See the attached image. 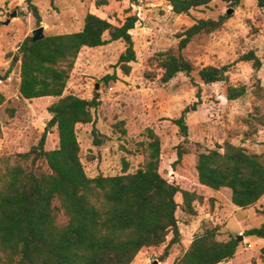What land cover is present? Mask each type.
Returning a JSON list of instances; mask_svg holds the SVG:
<instances>
[{"label": "trees", "instance_id": "trees-1", "mask_svg": "<svg viewBox=\"0 0 264 264\" xmlns=\"http://www.w3.org/2000/svg\"><path fill=\"white\" fill-rule=\"evenodd\" d=\"M219 1L239 6L242 0H171L176 15L208 7ZM55 0H52L54 4ZM36 23L42 18L34 0H26ZM106 3L98 0L97 5ZM264 11V0H257ZM228 16L218 20L200 19L179 35V54L173 50L157 53L153 61L162 70L161 82L167 84L178 74L188 77L195 64L182 54L193 39L222 29ZM139 18L128 16L121 25L95 14H87L83 29L76 33L48 35L38 41L33 36L18 48L20 62L19 92L25 100L54 98L48 107L51 116L37 145L29 152L0 156V264H133L144 250L165 246L161 262L182 241L177 219L180 208L195 216L196 205L207 200L206 191L229 189L232 203L241 209L253 207L264 196V161L260 155L226 143L204 152L197 151L192 170L193 182L172 174L166 179L160 173L161 142L149 130L150 142L143 145L144 163L135 173L125 169L122 175L89 177L81 160L78 125L94 123L93 111L101 105L93 99L64 96L77 59L84 48H99L121 41L125 51L118 65L126 75L132 71L136 51L131 32ZM109 37V39H106ZM252 62L260 69L262 62L255 52L241 56L225 66H204L198 71L203 84L228 83V74L238 63ZM14 66L12 62L8 73ZM156 77V74H151ZM7 76H0V81ZM110 76L103 80L107 83ZM262 90L258 88V92ZM247 87L228 84L227 99L236 101L246 96ZM201 97V89L197 92ZM6 97L0 91V109ZM198 104L187 107L173 122L188 137L187 115L197 111ZM124 122L117 129L126 135ZM57 128L59 146L47 150V137ZM95 145H101L93 129ZM2 126L0 122V135ZM180 147L174 164L177 172L189 156ZM181 197V204L177 197ZM219 226L204 225L187 251L173 264H222L233 260L241 245L238 238L220 239ZM264 240V224L246 232ZM264 261V247L261 250Z\"/></svg>", "mask_w": 264, "mask_h": 264}, {"label": "rangeland", "instance_id": "rangeland-1", "mask_svg": "<svg viewBox=\"0 0 264 264\" xmlns=\"http://www.w3.org/2000/svg\"><path fill=\"white\" fill-rule=\"evenodd\" d=\"M97 1L55 0L52 4V0H34L42 18L37 24L26 0H0V76H7L0 81V91L6 97L0 109V156L26 153L37 145L51 118L47 109L56 101L54 98L30 101L21 97L19 46L41 27L46 36L79 32L85 17L91 13L114 25H121L134 14L139 21L131 32L136 61L131 64L130 75L124 74L118 65L125 51L123 42L84 48L64 94L86 100L97 94L100 97L101 105L93 111L94 123L77 126L81 160L89 177L122 175L125 169L128 173L137 172L144 163L143 145L150 142L149 130L160 139V173L166 179L175 174L196 182L192 170L195 153L224 147L226 143L260 155L264 161V11L258 7L257 0H242L239 6L215 1L189 15H176L171 0H105L100 6ZM223 16L228 19L222 29L195 37L182 52L195 64L191 77L178 74L163 84L160 81L163 72L154 63V56L168 50L178 55L181 33L200 19L218 20ZM249 52H255L261 60L260 69L252 62L238 63L228 74V83L206 85L198 77L204 66L232 64ZM12 62L14 66L8 73ZM153 73L156 77H152ZM107 76L114 79L106 83L103 79ZM228 84L246 86V96L228 101ZM194 104H198L197 111L187 115L189 131L188 137H184L173 121ZM120 122L125 124L126 135L116 127ZM94 128L102 142L98 146L94 142ZM58 146L57 128H53L46 149L54 150ZM180 147L191 155L175 172ZM206 195L207 200L196 205L195 216L177 210L182 241L171 249L166 261L161 262L165 248L162 246L144 250L133 264H173L205 224L219 226L223 241L243 237L235 258L222 264H264L261 255L264 240L245 236L247 231L264 224V196L253 207L241 209L232 203L229 189H207ZM177 202L181 204L180 196Z\"/></svg>", "mask_w": 264, "mask_h": 264}, {"label": "water", "instance_id": "water-1", "mask_svg": "<svg viewBox=\"0 0 264 264\" xmlns=\"http://www.w3.org/2000/svg\"><path fill=\"white\" fill-rule=\"evenodd\" d=\"M45 37V34H44V28L41 27L40 29H38L37 31H35L33 33V40L34 41H38V40H41ZM243 239V237H239V241H241ZM229 262V260H226L225 263Z\"/></svg>", "mask_w": 264, "mask_h": 264}]
</instances>
